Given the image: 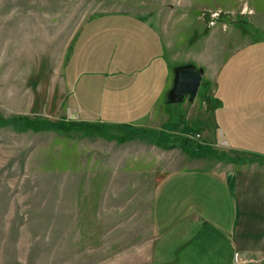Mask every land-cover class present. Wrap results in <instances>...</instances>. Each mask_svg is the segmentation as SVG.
Listing matches in <instances>:
<instances>
[{
  "label": "rangeland",
  "instance_id": "obj_1",
  "mask_svg": "<svg viewBox=\"0 0 264 264\" xmlns=\"http://www.w3.org/2000/svg\"><path fill=\"white\" fill-rule=\"evenodd\" d=\"M260 3L0 0V264H162L153 251V224L159 216L165 226L176 220L167 212L180 174L174 169L184 170L193 158L220 147V127L205 103L189 107L166 103V97L168 119L153 128L81 122V82L66 80L77 35L99 15H139L165 28L171 49L189 60V45L196 44L200 54L210 40L217 50L223 31L239 29L245 41L264 37V16L254 14ZM179 65L173 62L171 72ZM107 78L126 90V73ZM202 82L199 98L203 92L207 100L215 85ZM119 96L106 94L109 103L123 104L127 94ZM87 107L100 115L98 104ZM24 120L54 128L26 127ZM137 132L139 137L130 138ZM162 181L164 191L173 192L163 211L159 196L152 202ZM190 241L189 251L169 246V260L232 264L229 254L197 255L204 236ZM235 257L237 264H264V254Z\"/></svg>",
  "mask_w": 264,
  "mask_h": 264
},
{
  "label": "crops",
  "instance_id": "obj_2",
  "mask_svg": "<svg viewBox=\"0 0 264 264\" xmlns=\"http://www.w3.org/2000/svg\"><path fill=\"white\" fill-rule=\"evenodd\" d=\"M260 1L262 7L256 6L254 14L264 16V0ZM240 35L244 32L239 29L223 31L220 47L215 50L209 40L200 54L191 44L185 50L189 60H181L171 49L165 28L139 15H99L77 35L66 80L81 82V122L153 128L157 121L167 120L163 102L166 97L169 103L175 61L181 62L179 67L201 69L203 85L206 81L215 85L207 100L203 92L199 98L200 84L196 98L183 103L189 107L205 103L207 115L220 127L216 133L221 146L193 158L184 170L174 169L180 172L174 180V198L162 188L163 181L153 194L152 202L159 196L162 211L173 198L167 212L176 217L173 226H165L162 216L153 224L158 263H173L169 246L189 251L190 240L203 236L206 241L196 247L204 250L197 255L225 253L231 256L229 263L237 264L235 256L253 259L264 254V37L245 41ZM120 73L128 76L125 91L107 78ZM106 94L127 96L123 104L109 103ZM89 103L99 105V116L89 112ZM207 163L211 165L206 167Z\"/></svg>",
  "mask_w": 264,
  "mask_h": 264
},
{
  "label": "water",
  "instance_id": "obj_3",
  "mask_svg": "<svg viewBox=\"0 0 264 264\" xmlns=\"http://www.w3.org/2000/svg\"><path fill=\"white\" fill-rule=\"evenodd\" d=\"M203 72L193 66L175 69L174 85L169 94V103H182L185 99L192 102L198 93Z\"/></svg>",
  "mask_w": 264,
  "mask_h": 264
},
{
  "label": "trees",
  "instance_id": "obj_4",
  "mask_svg": "<svg viewBox=\"0 0 264 264\" xmlns=\"http://www.w3.org/2000/svg\"><path fill=\"white\" fill-rule=\"evenodd\" d=\"M22 125L26 126V127H30V128H34V129H49V128H54V126H49L47 125L48 123H44V124H39L38 122H35V121H31V120H24L21 122ZM140 134L137 132V133H134L133 135L130 136V138H137L139 137ZM143 136V135H141ZM184 144V143H183ZM171 146V145H170ZM169 147V146H168ZM209 151V150H207Z\"/></svg>",
  "mask_w": 264,
  "mask_h": 264
}]
</instances>
